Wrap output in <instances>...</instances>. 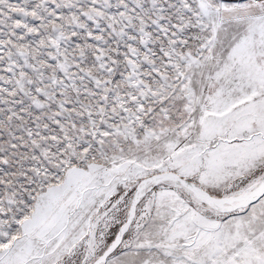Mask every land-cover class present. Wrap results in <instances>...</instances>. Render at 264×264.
<instances>
[{
  "label": "snow or ice",
  "instance_id": "6c2138e0",
  "mask_svg": "<svg viewBox=\"0 0 264 264\" xmlns=\"http://www.w3.org/2000/svg\"><path fill=\"white\" fill-rule=\"evenodd\" d=\"M0 264H264V0H0Z\"/></svg>",
  "mask_w": 264,
  "mask_h": 264
}]
</instances>
